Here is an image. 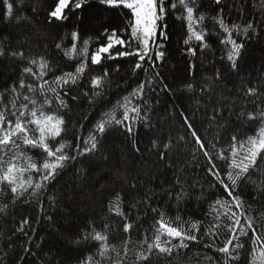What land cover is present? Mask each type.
<instances>
[{
    "label": "trees",
    "instance_id": "1",
    "mask_svg": "<svg viewBox=\"0 0 264 264\" xmlns=\"http://www.w3.org/2000/svg\"><path fill=\"white\" fill-rule=\"evenodd\" d=\"M57 3L58 0H0V48L5 52L0 56V109L10 108L16 92L27 94V88H19L21 80L25 84L37 83L24 72L26 67L37 71L36 66L28 63L29 58L43 56L49 61L54 72L45 79L74 71L83 57H67L64 50L73 43L71 33L78 31V51L84 40L90 41L87 68L79 83L67 89V108L60 109L66 121L61 138L72 142L73 148L67 150L72 155L76 137L87 138L101 113L110 111L141 80L152 78L153 70L146 62L144 67L148 72L138 70L133 75L136 58L131 56L117 60L105 58L98 65L90 61L99 44L107 42L105 29L110 33L115 28L119 33L128 27L130 10L88 0L83 8L73 11V0L64 9L65 18L61 20L50 16ZM197 3L196 15L203 13L208 17L204 22L207 47L201 48L194 38L189 44L184 43L189 33L182 8L170 11L160 21L166 33V38L161 36L157 41L162 45L158 50L164 52L155 67L160 79L147 85L143 99L137 101L143 106V100H147V107L141 113L146 119L139 121L132 133L126 132L123 125L109 126L98 137L97 150L71 161L38 200L26 194L13 202L10 188L0 185L3 189L0 264H116L117 261L208 264L207 258H211L212 264H222L223 255L216 248L222 247L231 234L221 229L220 237L214 242L207 237L201 240L199 236L211 223L210 205L218 198L228 197L208 174L209 165L192 131L213 151L209 141L217 149L226 148L231 145L232 136L245 139L264 126V118L259 115L264 112V0H220L219 4L216 0H197ZM215 17L222 18L232 29L233 38L245 45L238 67H233L227 59L231 45L225 42L227 34ZM249 23L253 28L246 35L243 28ZM57 44L61 45L60 49ZM189 48H195L196 52L189 53ZM105 70L108 72L103 85L106 97L90 105L83 92L91 90V77L103 75ZM188 84L192 85L191 89L186 87ZM249 89H255L256 94H249ZM56 108L53 103L52 109ZM121 116L122 110H117V117ZM61 138L50 144L55 146ZM24 151L38 165L46 158L42 149L24 146ZM215 162L223 175L227 162L219 159ZM31 175L38 178L35 172ZM181 187L188 195L178 204L176 193ZM234 194L243 199L245 215L254 219L258 230L264 231V159L258 157L256 167L250 169V179L240 182ZM117 196L128 222L134 225L128 233L123 230V217L110 210ZM154 207L163 209L167 216L174 217L179 212L183 220H199L203 224L197 233L198 240L188 242V248L177 249L171 255L154 250L148 261L138 262L137 253L147 254V246L139 242L146 233L150 234V226L158 218L151 212ZM25 219L28 224L24 231H17ZM105 225L108 243L116 250L110 251L107 259L98 254L99 242L82 240L93 229L105 231ZM250 237L251 232L248 237H241L244 248L239 264H250ZM78 240L81 242L77 243ZM209 243L212 246L206 247Z\"/></svg>",
    "mask_w": 264,
    "mask_h": 264
},
{
    "label": "snow or ice",
    "instance_id": "2",
    "mask_svg": "<svg viewBox=\"0 0 264 264\" xmlns=\"http://www.w3.org/2000/svg\"><path fill=\"white\" fill-rule=\"evenodd\" d=\"M87 2L88 0H74L72 10L83 8ZM72 3L73 0H58L55 10L50 13V16L56 19H64V9L69 8ZM98 3L110 8L123 6L130 10L131 19L128 27L119 33L115 28L110 33L108 29L104 30L107 42L99 44L95 51L91 53V63L98 65L105 58L117 60L131 56L136 58V62L132 67L133 75L138 70L147 73L148 69L144 67L147 62L153 70V77L148 80H141L129 94L117 100L110 111L101 113L87 138L76 137L75 152L70 155L67 150L72 149L73 144L71 141L61 138L66 131V121L64 115L60 113V109H66L68 106L65 99L69 94L67 89L70 86L77 85L80 77L85 73L89 58L90 41L84 40L78 51L76 41L79 38V32L73 31L71 33L73 43L70 48L64 50V55L67 57L80 56L83 59L74 71L53 75L51 79H45L50 72H54L45 57L29 58L28 63L36 66L37 71H33L32 67H26L24 72L30 74L37 83L25 84L21 80L19 88L21 90L27 88V94L16 92L10 102V108L0 109V185H7L10 188L13 194V202L26 194L30 198L38 200L42 193L46 191L48 185L56 179L71 161H75L78 156L97 150L98 137L103 136L109 126L113 124L123 125L126 132L132 133L134 126L139 121L146 119V116L141 115V113L147 107L148 102L143 100L142 106L137 101L143 99L147 85L160 79V74L155 71V67L156 62L163 59L164 52L158 50L162 45L158 44L157 41L161 36L166 38V33L162 31L165 26L161 25L160 21L170 11L174 12L179 7L185 13L183 19L186 21L189 33L184 41L186 45L194 38L200 42L201 48L207 47L204 22L208 17L203 13L196 15L199 12L197 0H172L171 3H169V0H98ZM216 3L219 4L220 0H216ZM8 8L11 9L12 5L9 4ZM213 19L227 34L225 42L231 45V51L228 53L227 59L232 62L233 67H238V60L242 58L245 45L233 38L232 29L225 24L222 18L215 17ZM232 28L239 31V27L236 25H233ZM252 28L253 24L249 23L243 28V31L248 35L249 30ZM56 47L60 49L61 45L57 44ZM188 52L194 54L196 49L189 48ZM4 55V50L0 48V56ZM20 55L23 56V53H20ZM107 76L108 72L105 70L103 75L91 77V90L83 92V96L88 99L90 105L99 103L101 99L106 97L103 85ZM186 87L191 89L192 85L188 84ZM248 91L249 94H256L255 89H249ZM72 99L76 100L78 98L72 97ZM53 103L57 105L55 110L52 109ZM117 110H122L120 118L117 117ZM259 115L264 118V112H260ZM185 119L187 126L191 129V124L187 122V118ZM192 136L207 160L209 165L207 168L208 174L224 189L228 197V199L218 198L210 205L208 216L211 223L199 236V239L202 240L207 237L211 242H214L220 237V230L226 229L231 235L223 241L222 247L216 248V251L223 255L222 264H239L241 250L244 248L241 237H248L249 232H251L250 264H264V231L258 230L254 219L245 215L243 199L239 194H234L237 193L240 182L250 179V169L256 167L258 157L264 159V126H260L255 134L248 135L245 139L238 140L235 135L232 136L231 145L226 148L217 149L216 144L209 141V147L213 151H209L205 147V142L200 139L194 130ZM57 138L61 139L55 146L50 144V141H57ZM180 139L182 140L184 137H180ZM24 146H29L31 149H42L43 153L46 154V158L38 165L32 156L25 153ZM165 147H168V145H165ZM225 152L228 155H225ZM163 155L161 153V156ZM215 159L227 162V170L223 175L220 168L217 167ZM33 172L38 174L37 179H33L31 175ZM26 174L27 179H25ZM2 191L3 189L0 188V192ZM169 195L171 196L172 193L170 192ZM187 195L188 193L181 187V191L176 193L177 203L179 204ZM112 203L113 206L110 210L123 217L125 221L123 230L125 233L130 232L134 225L128 222L127 216L121 210L119 196ZM2 210L0 209V211ZM151 212L156 213L158 218L150 226V234L146 233L139 242L141 245L147 246V254L145 252L137 253L136 260L138 262L148 261L154 250L160 254L171 255L177 249L188 248V242L198 240L197 233L201 230L202 221H185L179 212L174 217H170L160 207L151 208ZM27 224L28 220L25 219L21 222L17 231L23 232ZM106 229L107 225H105V231L103 232L93 229L92 232L86 233L82 237L85 242L88 240L99 242L98 254L105 259L108 258L110 251H116L108 243L109 237ZM174 241L178 242L174 243ZM80 242V240L77 241V243ZM127 243L126 241L125 253L128 251ZM211 246L212 243L206 245V247ZM117 256H119L118 252ZM207 261L208 264H212L211 258H207ZM116 264H123V262L117 261Z\"/></svg>",
    "mask_w": 264,
    "mask_h": 264
},
{
    "label": "rangeland",
    "instance_id": "3",
    "mask_svg": "<svg viewBox=\"0 0 264 264\" xmlns=\"http://www.w3.org/2000/svg\"><path fill=\"white\" fill-rule=\"evenodd\" d=\"M57 4H58V3H57ZM57 4L55 5V7H54V9H53V10H55V8H56ZM53 10H52V11H53ZM52 11H51V12H52ZM51 12H50V13H51Z\"/></svg>",
    "mask_w": 264,
    "mask_h": 264
}]
</instances>
